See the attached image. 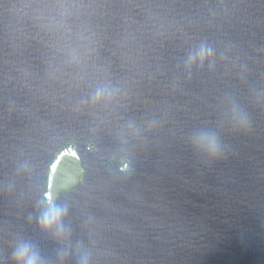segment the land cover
Segmentation results:
<instances>
[{
    "label": "clouds",
    "instance_id": "1",
    "mask_svg": "<svg viewBox=\"0 0 264 264\" xmlns=\"http://www.w3.org/2000/svg\"><path fill=\"white\" fill-rule=\"evenodd\" d=\"M215 50L201 43L199 47L190 50L185 58V69L190 71L194 66H203L206 62L211 66L214 63ZM119 93V89L111 84L97 85L95 90L82 101L85 104H109L113 102ZM257 99H264V89L257 90ZM225 119L234 128L247 129L250 127V118L244 108L234 100L227 101ZM141 128L134 120H128L120 132L121 139L138 137ZM193 147L209 159L220 157L224 151L219 134L212 129H200L190 136ZM127 167V165H125ZM32 165L28 161L17 164V174H30ZM14 187L9 185V189ZM62 187H67L64 185ZM35 223L39 230L51 236L61 247L56 249V260H49L41 248L29 239L20 237L16 240L11 253L13 264H64L67 257L76 256V264H91V252L81 242L73 246L71 241L72 228L65 222L69 211L67 203H60L58 196L46 193L36 204ZM33 217H29L32 222Z\"/></svg>",
    "mask_w": 264,
    "mask_h": 264
}]
</instances>
